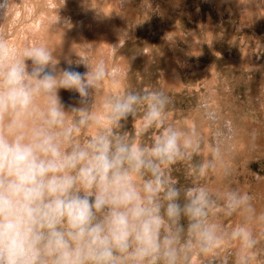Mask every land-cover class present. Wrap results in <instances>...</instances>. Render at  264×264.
<instances>
[{
    "label": "clouds",
    "instance_id": "1",
    "mask_svg": "<svg viewBox=\"0 0 264 264\" xmlns=\"http://www.w3.org/2000/svg\"><path fill=\"white\" fill-rule=\"evenodd\" d=\"M67 63L59 68L44 44L17 49L0 32V264H188L225 241L238 245L235 264H251L258 241L250 221L264 222V213L239 189L178 186L170 166L193 161L203 139L195 127L166 123L169 97L127 90L105 97L98 115L104 61L80 59L85 73ZM60 89L78 93L81 106L66 110ZM141 108L140 131L160 129L150 144L123 130ZM210 152L191 175L216 170L220 143ZM221 203L224 215L241 217L230 230L215 218Z\"/></svg>",
    "mask_w": 264,
    "mask_h": 264
},
{
    "label": "rangeland",
    "instance_id": "2",
    "mask_svg": "<svg viewBox=\"0 0 264 264\" xmlns=\"http://www.w3.org/2000/svg\"><path fill=\"white\" fill-rule=\"evenodd\" d=\"M0 32L20 50L46 45L61 69L70 60L85 73L80 59L104 61L108 76L95 93L98 115L109 95L163 91L170 99L166 123L195 127L203 139L193 161L170 166L178 186L239 189L253 197L257 216L264 213V0H10L0 9ZM59 97L66 110L81 106L75 91L60 89ZM142 114L141 108L123 130L150 144L160 129L141 132ZM217 142L223 159L216 170L191 175L192 163L208 160ZM222 207L215 218L230 230L241 217L224 215ZM250 223L258 241L251 264H264V222ZM237 248L225 241L193 253L188 264H235Z\"/></svg>",
    "mask_w": 264,
    "mask_h": 264
}]
</instances>
